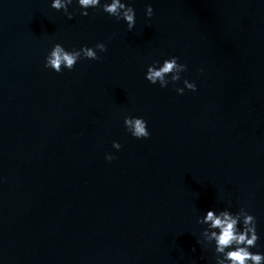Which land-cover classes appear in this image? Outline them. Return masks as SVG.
<instances>
[{
	"label": "water",
	"instance_id": "95a60500",
	"mask_svg": "<svg viewBox=\"0 0 264 264\" xmlns=\"http://www.w3.org/2000/svg\"><path fill=\"white\" fill-rule=\"evenodd\" d=\"M130 2L131 31L75 0L71 19L0 0V264H215L198 243L210 207L254 214L264 252V0ZM97 41L99 59L44 66L56 42ZM172 55L195 91L145 78Z\"/></svg>",
	"mask_w": 264,
	"mask_h": 264
},
{
	"label": "clouds",
	"instance_id": "9594fccd",
	"mask_svg": "<svg viewBox=\"0 0 264 264\" xmlns=\"http://www.w3.org/2000/svg\"><path fill=\"white\" fill-rule=\"evenodd\" d=\"M73 3L74 0H51V7L62 9L71 19L73 12L69 11V6ZM75 3L79 5L81 15L87 16L90 8H102L117 20H124L130 31L136 25V9L130 0H75ZM153 14V6L148 4L145 15L152 17ZM105 51L107 45L103 41H97L93 46L85 44L72 49L56 42L47 53L44 66L61 72L65 68L72 69L82 58L99 59V53ZM187 67V64L179 62V57L172 55L164 58L162 62L154 60L148 64L145 78L152 84L159 83L161 88L171 84L179 94H183L185 88L195 91L196 82L187 77H183V86L177 84ZM124 125L126 130L138 139L151 135L148 121L143 116L125 115ZM112 145L117 150L121 148L118 140H113ZM114 158V153H105L106 160L111 161ZM198 222L205 225L198 243L214 244L215 264H264V252L252 250L259 247L257 241L260 239V233L257 231L255 215L246 208L241 207L239 211L234 212L230 207H210L199 217Z\"/></svg>",
	"mask_w": 264,
	"mask_h": 264
}]
</instances>
